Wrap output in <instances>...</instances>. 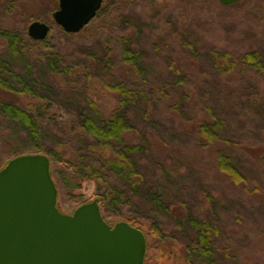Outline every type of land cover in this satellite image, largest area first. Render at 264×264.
Returning <instances> with one entry per match:
<instances>
[{
    "label": "trees",
    "instance_id": "obj_1",
    "mask_svg": "<svg viewBox=\"0 0 264 264\" xmlns=\"http://www.w3.org/2000/svg\"><path fill=\"white\" fill-rule=\"evenodd\" d=\"M26 1L8 0L5 14L0 15V48L6 49V53H0V115L5 117L4 124L10 132V138L0 136V169L19 155L17 149L46 153L51 164L50 173L61 184V190L71 194L82 191L85 182L93 185V196L105 219L123 217L131 201L138 209L145 210L141 213L137 208L130 210L126 220L144 231L147 261L221 264L218 258L230 249V245L220 244L221 217L215 214L217 195L214 192L198 194L193 201L198 208L190 205L185 197L190 191L182 186L181 165L174 166L176 168L171 165L174 151L167 135L148 126L152 122V112L157 110L167 121H172L171 128L176 133L192 136L202 156L200 160L211 158V164H199L206 177L211 180L220 175L226 177L238 196L242 194L239 197L244 200V206L252 209L258 203L264 204V192L249 181L245 167L233 154L243 146L226 133L229 123L226 113L206 105L200 114L192 115L186 109L191 102L183 89V74L175 64L171 69L177 80L151 81L152 70L145 61L148 51L139 41L143 34L140 26L132 29L139 33L134 41L132 30H129L130 34L124 38L107 35L101 42H91L101 31H112L116 24L122 23L124 31L132 27L130 22L125 24L121 14L115 15L128 0H104L92 23L77 34L58 27L63 37L62 45L71 47L67 54L52 50L47 45L48 37L33 40L25 30L5 25L2 16L25 20L26 11L21 6ZM209 1H202L203 5ZM154 3L155 0H150V4ZM262 3L264 0H257L244 8L243 13L247 15L261 8ZM181 5L185 16L189 12L184 3ZM233 13L230 11L228 15ZM165 23L159 30L169 28V22ZM148 32L151 30L144 33ZM228 57L223 55L221 61H227ZM243 61L255 70L262 69L257 52L245 54ZM63 76L71 77L68 91L62 90L65 88L61 84L65 81ZM7 92L25 95L31 102L21 106L6 99ZM50 94L74 100L76 107L59 106L50 114ZM104 95L115 98L107 114L96 102ZM135 109L138 110L136 119ZM134 120L143 122L144 129ZM48 127L55 133L51 137L45 131ZM48 140L53 148H48ZM249 152L254 155L252 157L263 159L264 145L254 146ZM82 195L81 192L77 194L79 198ZM261 250L264 254V235ZM259 257H254L255 262L245 257L246 262L240 264H262Z\"/></svg>",
    "mask_w": 264,
    "mask_h": 264
},
{
    "label": "rangeland",
    "instance_id": "obj_2",
    "mask_svg": "<svg viewBox=\"0 0 264 264\" xmlns=\"http://www.w3.org/2000/svg\"><path fill=\"white\" fill-rule=\"evenodd\" d=\"M202 1L204 0H155L154 4H150V0H128L124 7L115 12V15L121 14L125 24L131 23L132 27L128 28V26L127 31H124L122 23L116 24L112 31L107 29L103 30L104 32L101 31L91 42H101L107 35L117 39L124 38L130 34L127 33L129 30L140 26L143 34L139 41L143 49L148 51L145 54V61L152 70L151 81L173 82L177 80V76L171 69V66L175 64L183 74V89L190 96L191 102L186 109L192 115L200 114L202 107L206 105L216 108L222 114L226 113L229 120L226 133L239 140L243 146L235 150L233 154L245 167L244 172L250 179L249 181L258 185L259 189L264 192V158L252 157L254 155L249 152L254 146L264 145V3L260 5L261 8L245 15L243 9L255 4L257 0H238L232 5L221 7L214 0H212L213 3L210 0L204 5ZM26 2L23 4L24 7L21 6L26 11L25 20L23 21V17L18 20L16 17L9 16L2 19L5 25H15L26 32L31 21L45 22L51 26L47 36V45L52 50H60L64 54L69 53L71 47L62 45L63 37L51 18V13L57 7V0H27ZM181 3L186 5L189 12L185 13V16L181 11L183 8L180 7ZM165 6L166 8L163 9ZM230 11L234 12L231 16L228 15ZM19 13L16 12L17 15H20ZM167 21L169 28L166 31L159 30ZM147 29L151 32L146 34L144 32ZM135 31L131 32L132 41L138 39L139 33ZM251 52H257L261 57L262 69L255 70L243 61L245 54ZM0 53H6V49L1 47ZM223 55L229 56L227 61H221ZM62 79L65 80L61 83L65 87L62 90L68 91L71 86V77L63 76ZM89 94L92 96L90 91ZM50 97L51 100L48 101L50 114L59 106L66 105L71 109L76 107L74 100H64L53 94H50ZM6 99L21 106L31 102L30 98L25 95L8 92ZM96 102L100 103L101 111L107 114L115 98L104 95ZM136 116H138V110L135 109V119ZM4 119L5 117L0 115V136L6 139V137L10 138V132L4 124ZM134 123L140 129H144L143 122L134 120ZM171 126V120L167 121L157 110L152 112V122L149 123L148 128L151 127L167 135L169 146L174 151L171 155L172 168L181 165L182 186L190 191L189 194L185 193L188 203L197 209L193 201H196L198 194L202 196L214 192L217 195L215 214L221 217V222H219L222 236L220 244L221 246L230 245L229 251L227 250L218 258L219 262L240 264L246 262L245 257L251 259L252 255L254 257L261 255L259 258L264 264V254L260 252L262 251L261 238L264 235V204L258 203L250 209L244 206V200L239 197L242 194L238 196V192L226 177L220 175L215 180L206 177L199 164L205 162L211 164V158L207 161L200 160L202 156L194 138L189 134L176 133ZM45 131L48 132L49 137L54 133L50 127ZM136 136L139 137L138 134H134V137ZM52 142L54 143V140ZM46 144L48 148L54 147L49 140ZM17 150L19 155L33 153L30 150L23 151L25 148ZM172 150H169L170 153ZM40 154L48 156L46 153ZM49 166H51L50 163ZM191 167L194 168L188 171ZM52 179L57 190L56 207L62 213L71 214L78 206L95 199L94 187L90 182L83 184V189L80 191L83 195L79 198L77 194L80 192L68 194L67 190H61V184L53 176ZM182 195L183 192H181ZM128 203V207H124L123 217L109 216L108 219L104 217L103 219L111 225L120 221L127 222L130 210L137 208L134 201ZM137 211L145 212L142 208H137ZM147 223L145 222V225ZM141 231L144 233L143 230ZM254 257L251 260L255 262ZM159 260L148 259L147 261L144 255L143 264H155Z\"/></svg>",
    "mask_w": 264,
    "mask_h": 264
},
{
    "label": "water",
    "instance_id": "obj_3",
    "mask_svg": "<svg viewBox=\"0 0 264 264\" xmlns=\"http://www.w3.org/2000/svg\"><path fill=\"white\" fill-rule=\"evenodd\" d=\"M104 0H58L51 14L67 33L86 27ZM238 0H218L223 6ZM51 26L34 20L33 40ZM57 190L45 154L18 155L0 169V264H143L145 236L126 221L107 223L97 201L71 214L56 207Z\"/></svg>",
    "mask_w": 264,
    "mask_h": 264
},
{
    "label": "flooded vegetation",
    "instance_id": "obj_4",
    "mask_svg": "<svg viewBox=\"0 0 264 264\" xmlns=\"http://www.w3.org/2000/svg\"><path fill=\"white\" fill-rule=\"evenodd\" d=\"M8 6H9L8 0H0V12H1L0 15L5 14V7H8ZM4 18L5 17L2 16L1 19H4Z\"/></svg>",
    "mask_w": 264,
    "mask_h": 264
}]
</instances>
